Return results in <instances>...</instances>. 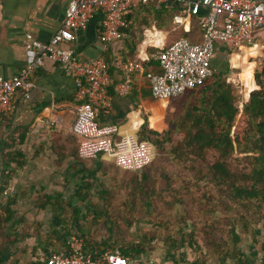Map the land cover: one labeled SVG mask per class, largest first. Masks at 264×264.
I'll return each instance as SVG.
<instances>
[{
	"label": "crops",
	"instance_id": "crops-1",
	"mask_svg": "<svg viewBox=\"0 0 264 264\" xmlns=\"http://www.w3.org/2000/svg\"><path fill=\"white\" fill-rule=\"evenodd\" d=\"M70 1L3 0L0 3V78L16 75L24 65L26 34L41 42L50 40L61 27ZM178 11L177 5L154 4L132 10L126 15L127 36L106 47L98 39L102 16L96 13L87 28L76 32L75 41L66 47L73 49L81 60L99 56L132 60L139 56L140 50L151 55L157 51L155 47L168 45L180 37L199 42L197 19L191 17L176 25L173 16ZM143 40L145 43L141 44ZM220 51L232 55L222 44L216 45L215 54ZM153 63L148 61L144 65L157 70ZM109 73L112 108L101 114V121L117 124L121 134L134 135L143 114L148 116L150 105L157 101L151 98L141 74L132 76L126 96H116L114 87L121 74L112 67ZM30 82L33 86L28 97L19 91L11 113L0 116L2 264H43L49 254L63 251V235L77 232L75 226L81 223L74 222L73 212L79 210L81 218L93 200L97 204L105 202L110 165L132 172L116 167L105 156L93 160L78 158L80 138L70 131L78 106L75 88L57 63L45 60Z\"/></svg>",
	"mask_w": 264,
	"mask_h": 264
},
{
	"label": "built area",
	"instance_id": "built-area-1",
	"mask_svg": "<svg viewBox=\"0 0 264 264\" xmlns=\"http://www.w3.org/2000/svg\"><path fill=\"white\" fill-rule=\"evenodd\" d=\"M150 4L177 5L179 11L173 16L176 25L195 17L200 41L180 37L168 45L155 47L157 51L151 55L140 50L136 59L115 56L110 62L102 56L81 60L73 49L66 47L75 41L76 32L87 28L96 13L102 16L98 39L105 47L123 39L127 36L126 15ZM144 43L143 40L141 44ZM218 44L232 54L246 47L257 48V55L249 60H253L255 66L258 61L263 68L264 0H71L61 27L48 42L26 34L24 65L16 75L0 78V116L11 113L14 97L19 91L28 97L33 86L30 82L32 74L45 60L53 61L74 84L78 106L70 131L80 138L78 158L93 160L105 156L120 169L138 172L153 161L154 146L149 141H140L136 134H121L115 123L101 121V114H107L112 108L113 96L108 90L111 84L109 68L121 74L114 87L116 96H126L132 76L141 74L153 100H171L201 86L212 75L211 62ZM148 61L154 62L158 71L146 67L144 64ZM1 184L0 172V192ZM66 246L67 251L49 254L43 264H134L110 250L84 252L83 239L76 233L68 237Z\"/></svg>",
	"mask_w": 264,
	"mask_h": 264
},
{
	"label": "rangeland",
	"instance_id": "rangeland-1",
	"mask_svg": "<svg viewBox=\"0 0 264 264\" xmlns=\"http://www.w3.org/2000/svg\"><path fill=\"white\" fill-rule=\"evenodd\" d=\"M213 58L212 70L217 72L220 79L238 87V76L242 73L240 68L244 60L243 49L232 55L220 51ZM234 64L240 68H233ZM259 69L256 61L254 70L258 72ZM240 84L245 90L248 88L247 81L243 80ZM202 95L201 90H193L176 99L150 105L148 116L143 114L147 117L146 127L158 134L148 133L152 139L157 137L162 140V149L157 151L154 146L153 161L142 170L149 175L148 187L138 188L136 180L140 177L139 172H123L111 164L106 176V193L103 194L105 202L97 204L93 200L94 206L86 207L83 211V215L89 212L86 220L79 216V225L87 232V240L100 243L110 238L111 245L116 247L145 239V252L134 264H148L151 261L156 264H173L175 261L178 264H219L224 253H232L234 246L228 232L235 212L224 208L219 198V187L204 180L196 183L194 176L203 170L200 160L185 155L175 161L170 153L172 147L182 141L178 130L186 113ZM217 158L215 151L205 153L208 164ZM227 162L233 173L249 172L243 158H229ZM94 195H98L97 192ZM97 212L101 214L97 215ZM238 221L235 220L236 232L240 237L237 247L245 257L263 264L261 244L264 241V222H251L248 232L244 233ZM179 227L184 228L185 234L194 232L195 244L188 246L185 235L182 247L170 250L169 239H180L177 235ZM225 259L226 263L233 264L229 257Z\"/></svg>",
	"mask_w": 264,
	"mask_h": 264
},
{
	"label": "trees",
	"instance_id": "trees-1",
	"mask_svg": "<svg viewBox=\"0 0 264 264\" xmlns=\"http://www.w3.org/2000/svg\"><path fill=\"white\" fill-rule=\"evenodd\" d=\"M242 49L244 51L242 68L237 64L232 65L233 68L242 69V73L238 76L239 86L234 87L226 80L220 79L213 69L212 75L201 86L194 89L201 90L203 95L186 113L178 130L182 141L172 147L170 152L175 161L181 160L185 155L200 160L203 170H199L194 176L196 183L199 184L204 180L208 184L219 187V198L223 201L224 208L235 212V218L230 222L228 232L231 235L230 240L234 250L231 254L222 253L219 264H228L225 261L226 257L232 259L233 264H258L245 257L237 247L240 237L236 232L235 220L239 219L238 223H241L244 233L248 232L251 222L257 223L260 220L264 222V68L261 72L255 71V63L249 60V57L255 56L257 48ZM105 60L111 61L106 57ZM153 65L156 66L154 63ZM243 80L248 82L246 90L240 84ZM146 123L147 117L143 115L141 125L138 128L136 126L134 132L140 141L151 142L159 151L160 148L162 149V140L160 141L157 137L152 139L149 136L148 133L157 136L158 134L151 129L147 130ZM207 151H215L218 154L217 160L212 164L205 161ZM229 158L236 160L243 158L249 167V172L239 174L231 172L227 162ZM148 179L149 175L145 171L140 173L139 179L136 180L138 188H147ZM88 213L81 218L86 220ZM99 213L101 214L97 212V215H100ZM73 214L74 222H77L79 210H75ZM75 228L76 234L83 239L84 252H104L111 248L110 251L122 255L130 262H136V259L145 252V239L115 247L111 245L110 238L100 243L93 239L87 240V232L83 230V227L77 224ZM177 233L180 236L179 240L169 239L170 250L182 247L185 235L188 237L186 242L188 246L192 247L195 244L194 232L185 234L184 228L179 227ZM68 237L69 234L63 235V251L68 249L66 246ZM261 250L264 252V241L261 244ZM0 264H2L1 259ZM137 264L142 263L137 262ZM173 264L178 262L175 261Z\"/></svg>",
	"mask_w": 264,
	"mask_h": 264
},
{
	"label": "water",
	"instance_id": "water-1",
	"mask_svg": "<svg viewBox=\"0 0 264 264\" xmlns=\"http://www.w3.org/2000/svg\"><path fill=\"white\" fill-rule=\"evenodd\" d=\"M142 170H143V169H140V170H138V172H139V173H141V172H142Z\"/></svg>",
	"mask_w": 264,
	"mask_h": 264
},
{
	"label": "bare ground",
	"instance_id": "bare-ground-1",
	"mask_svg": "<svg viewBox=\"0 0 264 264\" xmlns=\"http://www.w3.org/2000/svg\"><path fill=\"white\" fill-rule=\"evenodd\" d=\"M257 53H258V52H256V54H255V55H257Z\"/></svg>",
	"mask_w": 264,
	"mask_h": 264
}]
</instances>
